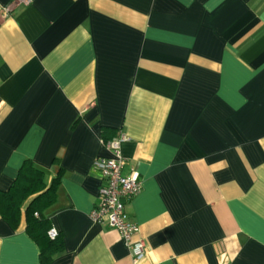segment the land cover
<instances>
[{
	"label": "crops",
	"instance_id": "obj_1",
	"mask_svg": "<svg viewBox=\"0 0 264 264\" xmlns=\"http://www.w3.org/2000/svg\"><path fill=\"white\" fill-rule=\"evenodd\" d=\"M0 0V191L58 177L52 264H264V0ZM10 8L5 12L6 8ZM123 135L136 260L89 214ZM0 216V264L39 249Z\"/></svg>",
	"mask_w": 264,
	"mask_h": 264
},
{
	"label": "trees",
	"instance_id": "obj_2",
	"mask_svg": "<svg viewBox=\"0 0 264 264\" xmlns=\"http://www.w3.org/2000/svg\"><path fill=\"white\" fill-rule=\"evenodd\" d=\"M113 138H103L104 142ZM46 173L32 161L26 160L7 191H0V216L16 228L24 214L25 232L39 249V264H52L64 252L60 234L50 238L52 228L45 211L57 198L58 177L46 183Z\"/></svg>",
	"mask_w": 264,
	"mask_h": 264
},
{
	"label": "built area",
	"instance_id": "obj_3",
	"mask_svg": "<svg viewBox=\"0 0 264 264\" xmlns=\"http://www.w3.org/2000/svg\"><path fill=\"white\" fill-rule=\"evenodd\" d=\"M30 5L31 0H15L14 3ZM10 8H6L8 12ZM126 138L120 135L107 142L103 141L105 148L110 151L108 158H98L92 164V170L97 172L103 180L98 191L99 202L93 207L89 218L97 224H106L114 229L125 246L136 260L145 256V245L141 240H134L138 227L127 219L125 201L140 193L142 181L138 174L123 175L125 159L121 155L120 145ZM58 232L51 228L50 238H55Z\"/></svg>",
	"mask_w": 264,
	"mask_h": 264
}]
</instances>
